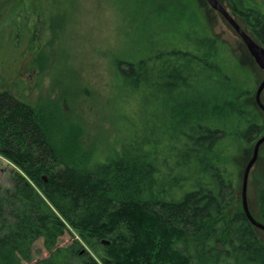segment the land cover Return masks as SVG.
<instances>
[{
    "label": "trees",
    "instance_id": "obj_1",
    "mask_svg": "<svg viewBox=\"0 0 264 264\" xmlns=\"http://www.w3.org/2000/svg\"><path fill=\"white\" fill-rule=\"evenodd\" d=\"M230 2L264 45L263 8L253 0ZM42 4L16 2L0 22V53L23 63L40 50L34 23ZM169 5L188 8L180 0L133 6L163 13L168 30L144 54L117 62L122 91L139 104L132 137L115 156L99 159L83 148L76 125L63 122L51 104L0 90V156L20 170L11 187L0 182V264H264L257 228L243 208L228 210L233 145L263 130L248 103L252 86L196 12L186 18L196 31L182 36L178 25L170 29ZM3 59L2 84L15 74ZM150 101L160 108L147 118ZM258 199L264 223V186ZM150 221L161 229L151 234ZM66 234L71 241L61 245ZM40 239L49 254L34 260Z\"/></svg>",
    "mask_w": 264,
    "mask_h": 264
},
{
    "label": "rangeland",
    "instance_id": "obj_2",
    "mask_svg": "<svg viewBox=\"0 0 264 264\" xmlns=\"http://www.w3.org/2000/svg\"><path fill=\"white\" fill-rule=\"evenodd\" d=\"M17 1L0 0V22ZM159 1L156 0L157 3ZM219 1L242 28L258 41L246 20L233 12L230 0ZM180 2L188 8L169 5V12L166 13L169 17L168 27L174 29L178 25L177 28L182 29V36L185 35L184 31L192 33L197 29L192 22H186V18H192L187 13L198 14L205 31L221 40L234 72L240 78L249 79L253 93L248 103L263 126L262 133L254 141L233 145L230 167L234 175V195L228 209L233 213L243 208V172L253 156L256 141L264 135V111L258 106L255 97L264 79V69L256 63L231 24L207 0ZM254 2L264 10V0H253L252 4ZM135 3L145 6L147 0H43L42 10L34 23L40 31V50L27 55L23 63L14 61L8 51H2L0 58L6 61L8 74H15L5 83H0V90L10 89L32 104H51L63 122L76 125L81 146L93 151L99 159L120 153L132 137L139 103L122 91L117 62L144 54L149 50V42L153 39L157 43L168 30L163 27L166 18L163 13L153 15L144 6L134 8ZM181 14H184L182 22L176 20ZM170 40L175 42L176 37ZM261 99L264 103V91ZM146 108L148 118L150 110L152 113L160 107L150 101ZM14 170L20 171L11 161L0 156V182L5 188L12 186ZM263 186L264 143L251 169L247 189L249 208L259 221L262 218L258 196ZM150 222L154 225L150 229L151 234L161 229L157 221ZM143 227L148 240L151 235L147 226ZM257 233L264 243V230L257 228ZM70 241V235L66 234L60 239V244L65 245ZM33 254L34 260L48 256L42 239L36 241Z\"/></svg>",
    "mask_w": 264,
    "mask_h": 264
},
{
    "label": "water",
    "instance_id": "obj_3",
    "mask_svg": "<svg viewBox=\"0 0 264 264\" xmlns=\"http://www.w3.org/2000/svg\"><path fill=\"white\" fill-rule=\"evenodd\" d=\"M209 5L219 11L226 20L231 24V26L235 29V31L240 35V37L243 39L244 43L246 44L249 52L254 57L256 63L259 65L260 68L264 69V45H262L260 42L255 40L242 26L236 21L234 16L226 9V7L219 1V0H207ZM264 91V79L259 84L255 97L256 102L258 106L264 111V103L262 102L261 95ZM264 143V135H262L255 143L253 156L248 161V163L245 166L244 172H243V186H242V203H243V211L248 216L251 223L259 229L264 230V223L257 220L253 214L250 211L248 200H247V189H248V180L249 175L251 172V169L253 165L255 164L259 150L261 145ZM44 180L47 181V177L44 176ZM103 243H109L108 240H103Z\"/></svg>",
    "mask_w": 264,
    "mask_h": 264
},
{
    "label": "bare ground",
    "instance_id": "obj_4",
    "mask_svg": "<svg viewBox=\"0 0 264 264\" xmlns=\"http://www.w3.org/2000/svg\"><path fill=\"white\" fill-rule=\"evenodd\" d=\"M248 200V199H247ZM249 205V204H248ZM251 211V210H250ZM261 222V221H260Z\"/></svg>",
    "mask_w": 264,
    "mask_h": 264
}]
</instances>
